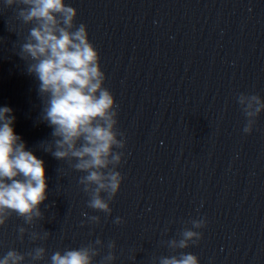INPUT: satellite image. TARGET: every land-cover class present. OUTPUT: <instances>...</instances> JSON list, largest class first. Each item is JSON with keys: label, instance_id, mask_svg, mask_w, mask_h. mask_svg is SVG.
I'll use <instances>...</instances> for the list:
<instances>
[{"label": "clouds", "instance_id": "obj_1", "mask_svg": "<svg viewBox=\"0 0 264 264\" xmlns=\"http://www.w3.org/2000/svg\"><path fill=\"white\" fill-rule=\"evenodd\" d=\"M7 6H18L17 16L24 24L32 25L26 42L21 45L19 56L28 61L27 72L39 82L38 93L42 99L41 119L52 129L53 146L44 148L58 160H67L74 170L84 173L79 184L89 197L87 206L110 216V202L118 194L123 176L117 166L123 162L125 148L122 133L117 131V105L113 94L104 87L105 74L101 69L100 56L90 42L87 26L75 24L77 9L65 0H4ZM238 103L247 117L243 131L250 134L255 118L264 111V101L259 95L238 96ZM10 107H0V227L13 213L32 225L42 216L40 205L47 199V183L44 161L32 151L26 150L22 138L14 131L15 117ZM44 144V143H42ZM88 221L100 223V216H88ZM115 224L123 223L116 217ZM191 228H184L179 239L167 241L173 250L196 245L202 238L197 231L206 226V219H193ZM24 227L18 228L23 239ZM33 232L31 239H47ZM103 242L76 249L56 251L50 264H94L100 255ZM109 249L101 264H112L116 259V244L110 241ZM44 247H36L28 253L15 249L0 257V264H24L29 257L33 264L43 260ZM159 264H199L192 253L161 256Z\"/></svg>", "mask_w": 264, "mask_h": 264}]
</instances>
